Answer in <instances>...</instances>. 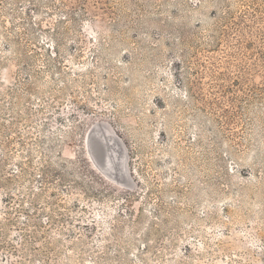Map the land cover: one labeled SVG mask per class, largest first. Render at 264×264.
Segmentation results:
<instances>
[{"label":"rangeland","instance_id":"obj_1","mask_svg":"<svg viewBox=\"0 0 264 264\" xmlns=\"http://www.w3.org/2000/svg\"><path fill=\"white\" fill-rule=\"evenodd\" d=\"M0 264H264V0H0Z\"/></svg>","mask_w":264,"mask_h":264}]
</instances>
